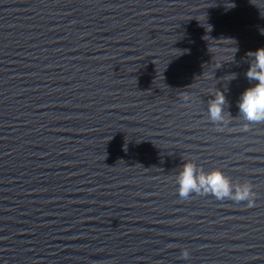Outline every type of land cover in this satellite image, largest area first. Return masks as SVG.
<instances>
[{
    "label": "water",
    "instance_id": "1",
    "mask_svg": "<svg viewBox=\"0 0 264 264\" xmlns=\"http://www.w3.org/2000/svg\"><path fill=\"white\" fill-rule=\"evenodd\" d=\"M262 31L264 0H0V264H264V123L237 107ZM189 161L255 206L181 200Z\"/></svg>",
    "mask_w": 264,
    "mask_h": 264
},
{
    "label": "clouds",
    "instance_id": "2",
    "mask_svg": "<svg viewBox=\"0 0 264 264\" xmlns=\"http://www.w3.org/2000/svg\"><path fill=\"white\" fill-rule=\"evenodd\" d=\"M233 7L235 5L233 4ZM264 35V31L261 32ZM237 51V50H236ZM249 67L245 73L252 86L246 88L239 96L237 107L238 116L245 123L244 131H248L252 124L264 123V47L246 53ZM234 58V57H233ZM231 80L236 79V74L230 75ZM214 99L207 103L208 117L210 122L222 131L227 126L225 121V105L228 106L224 91L216 89L212 94ZM190 97L185 94L184 101L187 103ZM231 117V114L228 112ZM178 196L181 200H189L195 196H213L216 200H231L235 203L246 202L247 207L255 206V193L249 182L233 183L220 170L204 171L194 162H185L179 174L176 176ZM190 252L187 248L181 251L180 258L189 259Z\"/></svg>",
    "mask_w": 264,
    "mask_h": 264
}]
</instances>
